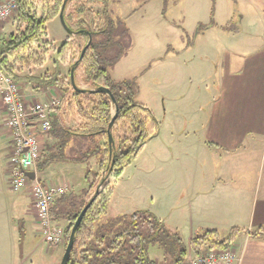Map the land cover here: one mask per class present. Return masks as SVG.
I'll list each match as a JSON object with an SVG mask.
<instances>
[{"label":"rangeland","instance_id":"rangeland-1","mask_svg":"<svg viewBox=\"0 0 264 264\" xmlns=\"http://www.w3.org/2000/svg\"><path fill=\"white\" fill-rule=\"evenodd\" d=\"M37 1L41 2V0ZM80 1L74 0V3L68 8V13H71L73 5ZM238 3L239 5L234 0H111L109 3L110 16L116 23L122 22L129 30V36L123 38L127 53L114 68L110 69V75L116 81H136L135 100L153 112L156 120L160 123V131L158 136L149 141L137 158L124 169L118 181L110 176L105 178L104 186L111 184L113 189L104 220L116 219L137 211H149L153 214L160 212L162 217L169 218L171 225L169 228L177 226L181 230L180 237L188 247L192 237L201 235L205 231L216 230L220 239H225L230 236L234 228L243 231L247 225L241 214L246 201L245 196L240 194L238 198V195L236 197L235 192L231 190H235L238 185L240 193L252 192L249 189L255 192L254 175L251 178L248 176L249 181L240 179L233 183L235 187L220 186L224 190L218 187L215 192L213 187H217L218 183L213 184L209 188L213 195L211 192L208 194L207 191L204 195H199L198 203L195 202L198 205L196 204L190 209L186 207L185 200L178 202L175 198L174 185L177 183V186L182 187L183 182L178 178L173 181L171 178L174 177V174L170 171L190 168L198 175H201V172L206 173V176L200 177V180H192L190 184L192 190L189 192L194 194L199 192L198 187H202L200 191H203L206 181L207 185H210L216 181L217 174H222L225 169L231 166L251 169L259 167L260 159L255 156L256 153L254 157L241 155L238 159H225L209 150L203 151L194 139L197 138L199 108L204 107L210 99V94H206L203 90L206 85L208 87L214 85L216 78L214 71L221 60V54H218L220 52L218 44H222L223 46L220 48L226 50L230 49V45L234 41L241 43L255 39L257 34H262L261 31L245 28L233 35L232 33L228 35L220 33V29H213L205 34L206 27L198 31L199 25L208 26L211 22L218 23L227 29H234L238 26L244 10L251 7L254 10L264 7V0H238ZM47 5L53 7V0H49ZM18 11L1 25L0 41L15 32L14 21ZM254 12L257 17L253 14L247 15V17H251L252 21L254 18H260L258 11ZM58 19L59 17L51 20L45 27L46 35L43 41H47L50 48L44 65L23 71V75L31 76L32 73L37 77L36 80L39 83L33 81V84L36 88L39 87L47 92L46 99H48L45 102L52 98L61 99L62 97V92L58 88L46 86L48 81L44 80L47 75L53 76L55 73V51L68 38L64 37L66 32ZM2 29H5V33L2 32ZM120 31L121 28L117 30V33L119 34ZM189 44L191 45L188 46ZM34 47L35 51L43 52V49L38 46ZM214 57L217 60L213 64ZM78 59V50L71 48L67 56V63L62 64L61 70L62 78H65L67 83H70L68 65ZM17 85L24 97L22 88L26 84L17 83ZM77 85L87 89L84 74H78ZM52 89L57 92V95H52L54 94ZM28 102L37 103V101ZM70 119L72 121L68 123V126L73 128L79 119L78 117L76 120L72 117ZM42 138H44V143L41 144L42 150L47 144L55 142L49 135H42ZM186 138L190 139L186 140ZM96 140L101 145L105 142L103 138ZM89 144L86 140H79L75 143L73 141L70 144L71 148L66 150V154L71 155L74 154V151H84ZM101 150L105 153L103 148ZM99 159V156H93L84 164L74 165V168L79 170L70 172L71 177L68 174L63 175L61 178H64V181L55 185L70 186L72 189L65 195L74 194L80 198L79 201L83 199L86 202L89 201L93 193L91 191L88 195V192L93 185H97V182L100 181V179L97 180V176L101 175ZM83 173L84 177L81 178ZM221 176L225 179L226 175L223 173L220 178ZM169 183H173L172 186ZM102 187L99 186L97 189L100 190ZM190 194L184 195L189 198ZM221 200H223L222 203H220ZM232 200L238 207H231ZM203 203L207 205L204 204L205 206L201 207ZM220 205L224 208H221ZM60 224L64 229L69 225L64 220ZM31 240L34 242L27 240L24 245L18 244L16 253L19 259L27 256L33 245L39 242V239L31 238ZM20 242L24 243V237L20 238ZM62 250L64 253L65 245ZM45 251L46 249H42L36 254H32L30 262L26 264H52L53 261L54 264H61L64 256L61 250L60 255L53 261L52 254ZM154 252L151 250V257L161 258V254ZM193 256V252H189L188 261L189 257Z\"/></svg>","mask_w":264,"mask_h":264},{"label":"trees","instance_id":"trees-1","mask_svg":"<svg viewBox=\"0 0 264 264\" xmlns=\"http://www.w3.org/2000/svg\"><path fill=\"white\" fill-rule=\"evenodd\" d=\"M17 2L19 11L14 21L15 32L0 41V68L16 83H39L32 73L31 76L23 75V71L44 65L50 48V44L43 41L45 27L48 22L59 17L65 0H53V7L47 5L49 0ZM110 2L111 0H81L68 13L69 6L74 3V0H68L65 20L75 34L68 36L55 51V73L44 78L48 81L46 86L58 88L62 97L59 99V106L50 111L52 130L48 135L55 142L43 148L37 172L43 173L57 163L84 164L93 156L100 157L101 175L97 176L100 181L88 192V195L91 191L93 193L89 201H79L80 198L74 194L64 195L51 210L53 222L59 224L64 220L69 224L64 229L66 250L80 213L95 199L77 230L67 264H188L189 252L197 256L212 250H228L242 230L234 228L225 239H220L216 230H208L194 236L188 247L178 232L170 231L162 220L149 211H137L116 219H103L112 198L113 186L106 184L95 197L99 184L107 175L118 181L124 169L160 131V123L153 112L135 100L136 81H116L110 75V69L127 53L123 38L129 36L127 27L122 22L116 23L110 16ZM100 6L102 8H97ZM119 28L121 31L118 34ZM202 28L205 27L199 26L198 31ZM90 38L92 42L83 59L78 60V65H75L76 62L67 65L69 75L75 68L77 84L78 74L82 73L88 90L103 87L110 90L115 98L119 114L112 129L114 144L111 156L108 132L116 113L115 102L104 93L77 92L71 80L67 83L62 78V64L67 63L70 49H77L80 58ZM34 46L43 49V52L35 51ZM71 117L79 119L73 128L68 126L72 121ZM79 138L90 144L84 151H74V154L67 155L66 150L71 148L70 144L79 141ZM98 138H103L105 142L101 145L96 140ZM248 235L251 239H264V226ZM151 250L155 254H161V258L151 257Z\"/></svg>","mask_w":264,"mask_h":264},{"label":"crops","instance_id":"crops-1","mask_svg":"<svg viewBox=\"0 0 264 264\" xmlns=\"http://www.w3.org/2000/svg\"><path fill=\"white\" fill-rule=\"evenodd\" d=\"M2 1L4 0H0V3ZM234 1L239 5L238 0ZM254 11H258L260 18H254L252 21L251 17H247V15L251 16L253 14L257 17ZM212 23L214 25H211ZM251 23H253L252 27ZM243 28L261 31L262 34H257L255 35V39L242 41L241 43H239L240 41H234L230 45V49L226 50H222L220 47L223 45L218 44L220 49L218 54H221V60L216 65L214 71L216 77L214 85L212 87L206 85L203 90L206 94H210V99L204 107L199 108L200 116L197 120L196 129L197 138L194 139L203 151L209 150L211 153L215 155L217 153L225 159H238L241 155L254 157L256 153L255 156L260 159L259 167L251 169L249 167L231 166L225 169L222 174H217L215 182L207 185L206 181L203 191H200L202 187H198L200 189L199 192L197 191L194 194H190L189 192V190H192L190 186L192 180H200V177H205L206 173L201 172V175H198L190 168L172 169L170 171L174 174V177L171 178L173 181L178 178V180H182L183 182L182 187L177 186V183L174 185L176 189H174L176 192H173L175 198H177L178 202L185 200L186 207L190 209L198 203L199 195H204L206 191L210 194L209 188L213 184L218 183L217 187H213L215 192L220 186L225 188L231 187L234 186L233 183L235 181L240 179L249 181L248 176L251 178L254 175L253 184L256 187L255 192L249 189L252 192L240 193L238 185H236L237 190H231L235 192L236 197L238 195V198L240 194H244L245 196L246 201L242 207L241 214L242 219L247 224L242 233L236 238L233 249L237 255L235 264H264V239H251L248 235L249 232H253L264 226V7H261V9L255 8V10L251 7L244 10L238 26L234 27V29L226 28V30L225 27L218 23L211 22L205 28V34L210 30L220 29V33H226V35L232 33L233 35L237 31H243ZM2 32L5 33V29H2ZM68 36L66 32L64 37ZM215 60L217 59L214 57L213 64ZM22 89L27 101L45 102L48 99H46L47 92L36 88L33 83L26 84ZM46 89L48 90L49 88ZM52 90L54 93L52 95H57V92L54 89ZM40 139L41 143H44L42 136ZM189 139L186 138V140ZM78 140L81 139L79 138ZM10 141V133L4 126L2 113L0 112V264H26L30 262L32 254H36L42 249H46V251L52 254L51 259L53 261L54 258L60 255V250L62 251V255L64 254L62 250L63 246L49 248L48 245L46 246L44 239H42L36 218L34 201L30 192L31 186L23 189L21 192H13L10 186H8L10 185L8 182L10 181V168L8 164ZM74 165L78 164L71 162L54 164L43 173L36 171V178L44 186L59 184L64 181V178H61L63 175L68 174L71 177L70 172L79 170L75 169ZM223 173L226 175L225 179L223 176L220 178V175H223ZM83 177L84 173L81 178ZM169 184L172 186L173 183ZM223 187L220 188L224 190ZM70 188L72 189V187ZM186 193H189L191 196L189 195V198L188 196L186 198L184 195ZM204 204L206 203H203L201 207H204ZM231 207H238V205L235 206L232 200ZM221 208L224 207L221 206ZM154 214L166 224V227L170 231L181 232L177 226L169 228V218L162 217L160 212ZM22 237H24V243L20 242V238ZM31 238L35 240L39 239V242L33 245L27 256L19 259L16 253L18 244L22 243L24 245L27 240L32 241ZM52 264H54V261Z\"/></svg>","mask_w":264,"mask_h":264},{"label":"built area","instance_id":"built-area-1","mask_svg":"<svg viewBox=\"0 0 264 264\" xmlns=\"http://www.w3.org/2000/svg\"><path fill=\"white\" fill-rule=\"evenodd\" d=\"M18 11L17 0L0 3L1 25ZM60 104L58 98L44 103H29L17 83L7 77L0 68V112L4 126L10 133V188L19 192L29 186L40 233L49 248L65 245L64 228L52 221L51 210L56 202L70 191V186L41 184L37 178L31 181L28 172H36L41 157L42 135L52 130L50 111ZM237 255L232 248L212 250L189 258L188 264H235Z\"/></svg>","mask_w":264,"mask_h":264},{"label":"water","instance_id":"water-1","mask_svg":"<svg viewBox=\"0 0 264 264\" xmlns=\"http://www.w3.org/2000/svg\"><path fill=\"white\" fill-rule=\"evenodd\" d=\"M67 3H68V0H65L64 5H63V8H62V11H61V13L59 15V20H60V22H61L64 30L68 33V35L69 36H73L75 33L73 31H71V29L68 27V25L66 23V20H65V9H66ZM91 42H92V39L90 38L87 46L82 51L81 57L78 59L79 61L83 59V57L85 55V52L89 48ZM78 60L76 61V64L75 65H78V63H79ZM70 80H71V84H72L74 90H76L77 92H80V93H89V94H93V93H104V94L108 95L113 100V102H115V104H116V101H115V98H114L113 94L111 93L110 90H108L106 88L101 87V88H99L97 90H88V89L79 87L77 85V83H76V80H75V68H73L71 70ZM118 114H119V109H118V106L116 104V113L113 116V118H112V120H111V122L109 124V132H108V139H109V146H110V156L112 154V148H113V144H114V136H113L112 129L114 127V124H115V121H116V119L118 117ZM27 176L29 177V179L31 181H35L37 175H36V172H28L27 173ZM109 176L110 175L104 177L103 180L101 181V183H100L99 186H103L102 189L104 188L105 178H107ZM102 189H100V190L97 189L96 190L95 197L99 195V193L102 191ZM94 200L95 199H92L87 204V206L80 213V215H79L76 223L74 224V227H73L72 232H71V235L69 237V242H68V245H67L66 250L64 252V256H63V260H62L61 264H67L68 263L69 257H70V254H71V251H72V248H73V245H74V241H75V236H76L77 230H78L79 226L81 225V223L83 221V218L85 217L87 211L90 209V207L94 203Z\"/></svg>","mask_w":264,"mask_h":264}]
</instances>
